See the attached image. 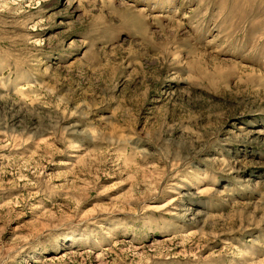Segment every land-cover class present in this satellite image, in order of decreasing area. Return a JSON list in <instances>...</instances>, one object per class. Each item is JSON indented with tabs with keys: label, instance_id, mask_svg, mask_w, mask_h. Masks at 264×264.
Listing matches in <instances>:
<instances>
[{
	"label": "rangeland",
	"instance_id": "obj_1",
	"mask_svg": "<svg viewBox=\"0 0 264 264\" xmlns=\"http://www.w3.org/2000/svg\"><path fill=\"white\" fill-rule=\"evenodd\" d=\"M0 264H264V0H0Z\"/></svg>",
	"mask_w": 264,
	"mask_h": 264
}]
</instances>
